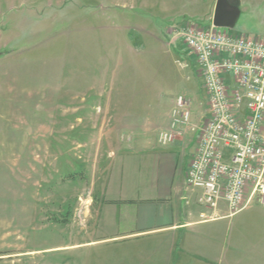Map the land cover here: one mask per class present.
Returning a JSON list of instances; mask_svg holds the SVG:
<instances>
[{
    "label": "rangeland",
    "instance_id": "1",
    "mask_svg": "<svg viewBox=\"0 0 264 264\" xmlns=\"http://www.w3.org/2000/svg\"><path fill=\"white\" fill-rule=\"evenodd\" d=\"M247 1L223 30L264 38V0ZM156 2L0 0V264H109L106 245H84L99 236L97 178L120 142H156L158 122L96 116V104L133 107L156 89L168 106L187 100L191 121L202 112L195 59ZM140 24L155 37L143 38ZM81 99L82 110L63 115ZM122 124L149 129L97 130Z\"/></svg>",
    "mask_w": 264,
    "mask_h": 264
},
{
    "label": "crops",
    "instance_id": "2",
    "mask_svg": "<svg viewBox=\"0 0 264 264\" xmlns=\"http://www.w3.org/2000/svg\"><path fill=\"white\" fill-rule=\"evenodd\" d=\"M216 2L157 0L154 5L160 7L165 22L177 23L174 31L197 19L206 22L204 28L212 26ZM227 2L231 7L249 3L247 0ZM144 5L147 9L153 7L148 2ZM136 28L143 38L155 37L156 33L148 31L143 24ZM127 46L131 52L129 42ZM101 95L95 94L96 102L97 98H103ZM140 98L132 107L115 104L107 97L105 105H95L96 116L125 119L149 115L153 123L158 122V131L155 130L158 135L168 127L175 101L171 106L166 105L156 89ZM83 102L81 99L72 108H66L63 115L82 110ZM166 108L168 112L163 117ZM205 113L206 103L192 122L199 123ZM148 129L149 125L132 128L131 124H122L117 129L97 130L127 133ZM193 134L184 130L165 147L158 145L157 139L153 143H119V150L108 156L109 163L97 178L102 181L96 188L97 206L92 212L94 234L99 236L84 245H106L109 264H264V208L261 205L253 203L235 214H230L224 203L214 211L205 210L196 205L195 194L185 188V172L197 148V135ZM186 141L193 146L188 153Z\"/></svg>",
    "mask_w": 264,
    "mask_h": 264
},
{
    "label": "built area",
    "instance_id": "3",
    "mask_svg": "<svg viewBox=\"0 0 264 264\" xmlns=\"http://www.w3.org/2000/svg\"><path fill=\"white\" fill-rule=\"evenodd\" d=\"M172 33L195 59L206 113L194 124L189 102L177 97L158 145L184 130L197 135L184 179L197 206L214 211L224 203L230 214L253 203L264 208V38L194 23Z\"/></svg>",
    "mask_w": 264,
    "mask_h": 264
},
{
    "label": "water",
    "instance_id": "4",
    "mask_svg": "<svg viewBox=\"0 0 264 264\" xmlns=\"http://www.w3.org/2000/svg\"><path fill=\"white\" fill-rule=\"evenodd\" d=\"M237 14V9L231 7L227 0H217L213 16V26L216 28H232Z\"/></svg>",
    "mask_w": 264,
    "mask_h": 264
}]
</instances>
